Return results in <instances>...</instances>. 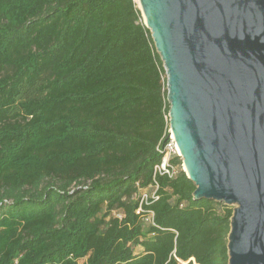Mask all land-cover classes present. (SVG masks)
<instances>
[{
    "label": "trees",
    "instance_id": "16d2710c",
    "mask_svg": "<svg viewBox=\"0 0 264 264\" xmlns=\"http://www.w3.org/2000/svg\"><path fill=\"white\" fill-rule=\"evenodd\" d=\"M166 94L136 0H0V264H227L233 208L153 174Z\"/></svg>",
    "mask_w": 264,
    "mask_h": 264
},
{
    "label": "water",
    "instance_id": "95a60500",
    "mask_svg": "<svg viewBox=\"0 0 264 264\" xmlns=\"http://www.w3.org/2000/svg\"><path fill=\"white\" fill-rule=\"evenodd\" d=\"M193 200L233 208L227 264H264V0H136Z\"/></svg>",
    "mask_w": 264,
    "mask_h": 264
},
{
    "label": "built area",
    "instance_id": "2783aa9c",
    "mask_svg": "<svg viewBox=\"0 0 264 264\" xmlns=\"http://www.w3.org/2000/svg\"><path fill=\"white\" fill-rule=\"evenodd\" d=\"M158 152L161 154V161L158 165L154 167L153 174L166 176L169 179L175 177L177 173L176 167L171 163V158L174 156H178L177 146L174 141V138L168 128L167 134L163 136L162 145L157 148ZM157 185L156 183L148 189L140 190L138 200L139 206L135 211L136 215L141 216L144 213V207L148 206L151 201H155L158 199L157 196ZM148 215L145 219L147 223L153 224V214L152 212L148 211ZM118 218H120L119 214H116Z\"/></svg>",
    "mask_w": 264,
    "mask_h": 264
},
{
    "label": "rangeland",
    "instance_id": "374dc122",
    "mask_svg": "<svg viewBox=\"0 0 264 264\" xmlns=\"http://www.w3.org/2000/svg\"><path fill=\"white\" fill-rule=\"evenodd\" d=\"M181 167H182V165H181ZM134 252L135 253H140L141 252V249L139 247H137V248L134 249Z\"/></svg>",
    "mask_w": 264,
    "mask_h": 264
}]
</instances>
